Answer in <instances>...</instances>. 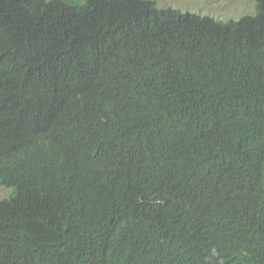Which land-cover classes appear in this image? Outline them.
Listing matches in <instances>:
<instances>
[{"label":"trees","instance_id":"obj_1","mask_svg":"<svg viewBox=\"0 0 264 264\" xmlns=\"http://www.w3.org/2000/svg\"><path fill=\"white\" fill-rule=\"evenodd\" d=\"M0 0V264H264V0Z\"/></svg>","mask_w":264,"mask_h":264},{"label":"rangeland","instance_id":"obj_2","mask_svg":"<svg viewBox=\"0 0 264 264\" xmlns=\"http://www.w3.org/2000/svg\"><path fill=\"white\" fill-rule=\"evenodd\" d=\"M160 7H172L182 12L208 16L215 20H236L254 12V0H154ZM9 189L0 185V198Z\"/></svg>","mask_w":264,"mask_h":264}]
</instances>
